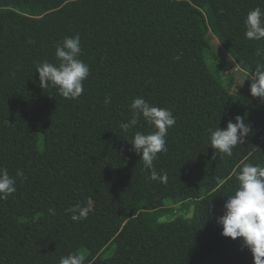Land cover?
Masks as SVG:
<instances>
[{
  "label": "trees",
  "instance_id": "obj_1",
  "mask_svg": "<svg viewBox=\"0 0 264 264\" xmlns=\"http://www.w3.org/2000/svg\"><path fill=\"white\" fill-rule=\"evenodd\" d=\"M180 2L245 72L235 91L219 56L208 63L209 44L196 47L167 21ZM256 7L264 0H0V168L23 173L0 200V264H59L81 251L84 264H253L215 218L239 167L264 166V103L247 80L264 66V39L244 35ZM76 35L89 76L81 96L66 99L39 86L35 66L58 65L56 45ZM137 97L176 118L153 162L166 181L151 180L131 150L135 133L152 129L143 119L120 127ZM238 115L251 129L244 143L231 156L209 147L208 130ZM19 121L42 130L18 133L10 123ZM77 203L90 212L73 222L67 209Z\"/></svg>",
  "mask_w": 264,
  "mask_h": 264
},
{
  "label": "clouds",
  "instance_id": "obj_2",
  "mask_svg": "<svg viewBox=\"0 0 264 264\" xmlns=\"http://www.w3.org/2000/svg\"><path fill=\"white\" fill-rule=\"evenodd\" d=\"M244 25L247 39H264V10L260 7L250 10ZM81 51L79 35L66 37L59 42L55 47L58 65L44 61L35 66L39 86L42 89L52 86L66 99L79 98L84 91L83 82L89 76V66L78 59ZM247 80L250 81V95L264 103V66L254 70ZM244 81L238 85L242 86ZM104 102L110 103V98L106 97ZM129 109L131 118L121 123L122 130L127 132L137 126L141 119L152 129L147 134L137 131L130 141L131 150L139 154L144 168L151 170V180L166 181V175H159L155 171L153 162L158 153L167 151L165 137L168 129L176 123V118L170 110L152 106L140 97L132 101ZM234 120V123L229 120L223 129L217 126L214 130H208L209 147L220 154L231 156L233 148L244 143L251 131L250 126L245 123L243 116L238 115ZM234 175L238 186L227 197L222 206L223 214L215 218L216 223L223 237L232 240L240 238L242 247L251 254L253 264H264V166L244 163ZM17 178L23 179L20 170L12 176L7 168H0V200H6L15 193ZM48 211L55 215L54 208ZM67 212L71 214L73 222H79L87 218L90 208L77 203L68 208ZM85 259L82 251L73 252L61 257L59 264H84Z\"/></svg>",
  "mask_w": 264,
  "mask_h": 264
},
{
  "label": "rangeland",
  "instance_id": "obj_3",
  "mask_svg": "<svg viewBox=\"0 0 264 264\" xmlns=\"http://www.w3.org/2000/svg\"><path fill=\"white\" fill-rule=\"evenodd\" d=\"M167 21L170 24L181 26L186 28L190 31V34L193 38L194 45L196 47H203L206 44H209L210 49L207 51V60L210 65H212V56H219V54H223L224 50L222 49L221 45L219 44L218 40L211 34L208 33L206 38L203 37V31L201 30L200 26L198 25L197 21L194 18L193 10L187 5L185 2H180L177 6H174L170 11ZM211 58V59H210ZM219 60L224 66L225 73L231 74L232 80L224 78L223 83L230 86L231 91H235L240 84L245 79V72L242 70L235 71V65L231 58L227 55L219 56ZM10 124L14 125L17 128L18 133H30V134H40L42 130L41 124H29L26 122H11ZM193 208L191 207L187 214H184V211L178 212V216L181 217H189L192 214ZM169 216L163 217L162 221H167Z\"/></svg>",
  "mask_w": 264,
  "mask_h": 264
},
{
  "label": "built area",
  "instance_id": "obj_4",
  "mask_svg": "<svg viewBox=\"0 0 264 264\" xmlns=\"http://www.w3.org/2000/svg\"><path fill=\"white\" fill-rule=\"evenodd\" d=\"M239 70V68L238 67H235V71H238Z\"/></svg>",
  "mask_w": 264,
  "mask_h": 264
}]
</instances>
